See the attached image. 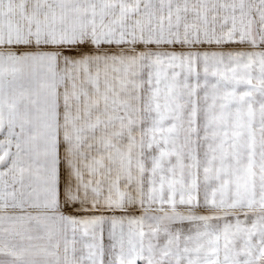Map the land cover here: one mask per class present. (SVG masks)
Instances as JSON below:
<instances>
[{
	"label": "snow or ice",
	"instance_id": "obj_1",
	"mask_svg": "<svg viewBox=\"0 0 264 264\" xmlns=\"http://www.w3.org/2000/svg\"><path fill=\"white\" fill-rule=\"evenodd\" d=\"M0 264H264V0H0Z\"/></svg>",
	"mask_w": 264,
	"mask_h": 264
}]
</instances>
